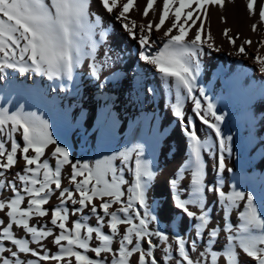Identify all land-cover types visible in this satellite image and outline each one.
Wrapping results in <instances>:
<instances>
[{
    "label": "snow or ice",
    "instance_id": "snow-or-ice-1",
    "mask_svg": "<svg viewBox=\"0 0 264 264\" xmlns=\"http://www.w3.org/2000/svg\"><path fill=\"white\" fill-rule=\"evenodd\" d=\"M99 4L103 11L120 21L128 36L138 41L141 49L137 53L138 60L152 66L169 91L175 89L172 114L183 126L188 143L187 158L169 184L173 189V207L193 221L196 238L189 243L176 236L170 243V237L164 231L150 229L149 225L158 219L157 206L148 202L156 172L152 162L144 158L142 145L91 163L73 162L69 149L53 138L47 120L34 112L24 111L22 106L15 111L0 108V190L12 193L10 198H0V214H3L0 216V264H39L49 260L73 264V258L74 264H132L134 255L136 264H170L173 260L174 264H219L221 258L225 264H246L237 249L256 264H264V212L258 210L253 194L245 193L235 185L231 191H225L222 182L210 186L202 154L209 145L198 136L192 117H186L183 110V93L186 92L194 103L196 116L220 138L215 167L218 173H223L226 170L224 152L230 151L219 126L224 117L217 115L211 101L203 108L194 92L202 70L200 57L205 54L204 45L214 47L205 23L209 6L223 9L225 0H163L162 9H154L156 0H146L142 16L149 17L152 10L159 11V18L158 22L149 19L140 24L128 16L134 8L139 11L137 0H99ZM173 5L177 6L173 9ZM90 6L91 0H0V74L12 69L20 74L31 71L49 79L71 80L75 70L90 59V74L99 79L104 68L111 66V56L105 50L104 60L97 61L98 49L107 43L108 32L102 27V16L91 12ZM246 10L249 15L258 16V23L251 25L253 32L258 31V25L264 27V2L247 0ZM166 21L170 26L165 27ZM221 21L225 18L221 17ZM162 28L160 45L153 33L161 32ZM230 33L231 29L225 28L222 34L237 48L236 54L247 55L245 46L253 41L244 40L237 45L239 35L234 37ZM259 48H264V41L260 42ZM253 59L259 65V72L264 73V55L257 50ZM0 79L6 77L0 75ZM99 87L103 88L104 84ZM153 91L148 89L150 93ZM198 91L208 100L203 88ZM209 116L215 122L210 121ZM50 145L55 146L50 158L42 159ZM20 160L23 161L22 170L11 179L7 178L6 174ZM66 165L71 169L68 182L72 188L62 187V169ZM126 172L132 175L131 181L125 178ZM186 178L189 183L184 186ZM56 191L59 203L45 208ZM207 192L218 198L224 213L223 227L211 223ZM96 200L99 204L94 202ZM242 201L245 202L243 205ZM69 202L79 206L73 210V215L83 214L88 209L95 216L97 226H90L86 223L88 215H82L68 228ZM241 207L237 223L233 225L230 214ZM49 213L48 223L58 229V233L47 223L39 227L30 224L33 218L39 224ZM14 226L28 234L30 240L14 234ZM105 227L109 229L108 233L103 231ZM222 231L226 234V242L222 250H217L214 245ZM117 236L120 239L118 247L114 248ZM49 237L58 249L54 254L42 243ZM153 237L158 238L159 244ZM205 238L204 249L199 251L197 241ZM93 239L98 242L95 246L91 243ZM5 241L14 247L6 248ZM30 242L39 248L30 247ZM160 245H163L162 260L155 255ZM174 246L178 255L175 259ZM190 251L197 255L193 257ZM88 252L94 253L95 258L87 255ZM20 254L36 259H21Z\"/></svg>",
    "mask_w": 264,
    "mask_h": 264
},
{
    "label": "bare ground",
    "instance_id": "bare-ground-1",
    "mask_svg": "<svg viewBox=\"0 0 264 264\" xmlns=\"http://www.w3.org/2000/svg\"><path fill=\"white\" fill-rule=\"evenodd\" d=\"M246 3L247 0L225 1L223 9L209 6L205 23L214 47L204 45L205 54L200 57L202 70L194 92L203 108L211 101L217 115L224 117L219 126L230 151L224 152L226 170L223 173H218L215 167L220 138L196 116L194 103L186 92L183 93V110L186 117H192L198 136L209 145L202 154L210 186L222 182L224 190L231 191L235 185L239 190L253 194L254 203L262 211L259 191L264 188V73L259 72V65L253 58L257 50L264 55V48H259L260 42L264 41V27L258 25V31L251 30V25L258 23V16L248 14ZM137 4L139 11L134 8L128 13L131 20L137 24L147 23L149 19L158 22L159 11L150 10L149 17L144 18L142 11L146 0H137ZM162 4L163 0H156L154 9H162ZM176 6L173 5V9ZM90 11L102 16V27L108 32L107 43L98 49L97 61L104 60L107 50L111 66L104 68L100 78L91 76L90 59L75 70L71 80L37 77L31 71L20 74L8 69L0 74L6 77L0 79V108L15 111L22 106L24 111L34 112L49 123L57 117L64 118L93 132L103 150L113 141L134 142V146H143L144 158L153 165L157 156L167 163L171 160L168 172L158 182L159 189L166 194L170 178L175 177L187 158V137L171 109L176 100L175 89L169 91L152 66L138 60L137 53L141 50L138 41L126 34L120 21L102 10L99 0H91ZM221 17L225 21L222 22ZM167 26H170L168 21ZM225 28H230L234 37L239 35L237 45L244 40L253 41L245 46L247 55L236 54L237 48L222 34ZM163 30L153 33L160 45ZM216 48L220 50L216 51ZM100 84L104 87L100 88ZM199 88L205 90L208 100L200 96ZM148 89L154 91L150 93ZM208 119L215 122L211 116ZM229 136L231 140H227ZM188 183L186 178L183 185ZM213 195L206 193L207 206L211 205L209 199ZM212 213L209 212L210 216H215Z\"/></svg>",
    "mask_w": 264,
    "mask_h": 264
},
{
    "label": "rangeland",
    "instance_id": "rangeland-1",
    "mask_svg": "<svg viewBox=\"0 0 264 264\" xmlns=\"http://www.w3.org/2000/svg\"><path fill=\"white\" fill-rule=\"evenodd\" d=\"M227 2H231L233 0H225ZM37 77H43L42 75L36 74ZM64 120V118L61 117H57L56 120L53 123H49V131L51 132L53 138L55 140H57V142L63 146L69 149V154H70V158L72 159L73 162L75 161H87V162H93L96 159H100L104 156H109L115 152H119L121 150H124L126 148H132L134 147L135 143H124L121 142L120 140L117 141H113L112 145L109 146L106 150H103V148L100 146L99 142L96 139V136H94L93 132L88 131L87 129H83L80 126L74 125L71 122H67ZM17 139L19 140V134H17ZM69 142V143H68ZM67 143V145H66ZM54 145H50L48 149H46L45 151V157H42V159L44 158H50V153L52 151V149L54 148ZM133 157H135V153H133ZM18 158H19V154H18ZM158 159V161H157ZM20 163L14 168H12L10 170L9 173H7V178L11 179L12 176L17 172V171H21L22 167H23V161L20 160ZM50 163L54 164V161L50 159ZM118 163V162H117ZM171 164V160L170 162H166L165 159L161 158V156H157L155 162H154V170L156 172V177L154 179V181L152 182L151 188L148 192V202L150 205L153 206H157V221L150 224L149 227L152 230L155 229H159L161 231H164L166 234L169 235L170 237V243L173 242L174 237L176 236H181L183 237L186 241H188L189 243L191 242L192 239H195V235H194V226H193V221H191L189 218H187L186 216H184L179 210L174 209L173 207V203H172V195L171 193L173 192V189L170 185V188L168 189V192L165 194L162 192L161 187H159V179L162 178V176H164L170 167ZM70 166L66 165L64 166V168L62 169V187H69L72 188L73 186L69 184L68 182V176L70 174ZM125 178L128 180H132V175L130 173H125ZM79 179V178H78ZM173 178H170V180ZM54 187V186H53ZM127 187V185L125 186ZM170 191V192H169ZM169 193V194H168ZM208 194L210 192H207ZM212 193V192H211ZM23 194V193H22ZM166 196H165V195ZM214 194V193H213ZM259 195L261 198L262 206L263 208L261 209L262 212H264V188H261L259 191ZM12 196V193L10 190H0V198H10ZM56 196H58V191L54 192V194L52 195L51 199H50V203L48 205H45V208H52L54 207L56 204L59 203V201L56 199ZM214 198V199H213ZM27 199V197H26ZM211 205L207 206L209 212H213L215 213V216H211V223L213 225H220L221 227H223V209L221 207V205L218 202V198L215 197V195L211 196V198L209 199ZM95 203L99 204V201L96 200L94 201ZM26 203V202H25ZM243 203L245 202H241V205H243ZM25 205H22V207ZM67 207L69 209V220L66 222V226L68 228L72 227V221L77 220V219H81L82 215H88L89 219L88 221H86V223H88L90 226H97L96 223V218L94 215H92L88 209H85V212L83 214L81 213H76L75 215L72 214L73 210L76 207H79L78 205H72L70 202L67 204ZM116 206L114 205V208ZM242 210V207L240 209L234 210L231 214H230V219L231 222L233 223V225H235L237 223V219H238V212ZM141 212H143V210L141 209ZM212 213V214H213ZM3 214H0V216H2ZM102 215V213H101ZM4 219L7 221V218L4 217ZM51 219V213H49V215L47 217H44L42 219H40L39 224L37 223V219L33 218L30 221V224L36 225L37 227L40 226V224H45L47 223V226L50 228H53V231L58 233V229L54 228L50 223H48ZM107 220V218H106ZM83 222V221H82ZM124 226H121V228L123 229ZM103 231L105 233L109 232V229L107 227H105L103 229ZM13 232L14 234H16L18 237H22V238H27L30 240V236L26 233H24L20 228L14 226L13 227ZM120 237L117 236L114 240L113 243V247L116 248L118 247V241H119ZM52 237L47 238L46 240H44L42 243L46 246V250L50 249L51 253H55L58 251V249L52 245L51 243ZM154 242H156L157 244H159V240L156 237H153ZM205 239H201L197 241L198 244V250L202 251L204 249V245H205ZM226 242V234L222 231L220 233V236L218 237V242L214 245V248L217 250H222L223 245ZM92 246H95L98 242L95 241V239H93V241L91 242ZM4 246L7 247H14L11 245L10 242L5 241L4 242ZM144 247H146V245H143ZM30 247L33 248H39V245L35 244V243H31L30 242ZM162 248L163 245H160L156 250H155V255L158 258H161L164 255V253L162 252ZM82 251V250H81ZM237 251L240 253V259L242 261H246V264H256V262L254 260H252L251 258H247L245 254L242 253V250L237 249ZM190 254L195 257L197 255V253H192L190 251ZM21 255V259H36L35 257H31V256H27L25 254H20ZM87 255H89L90 257L95 258L94 253L92 252H88ZM105 255V254H102ZM173 257L178 258V255L175 251V246H174V250H173ZM136 259L137 257L134 255L132 258V264H136ZM39 264H57V262L55 261H40ZM62 264V262H61ZM73 264H74V258H73ZM170 264H174V260L172 262H170ZM219 264H225L223 258L220 259Z\"/></svg>",
    "mask_w": 264,
    "mask_h": 264
}]
</instances>
